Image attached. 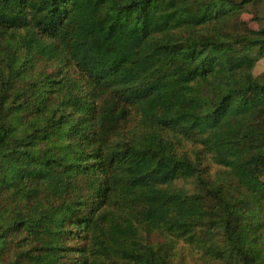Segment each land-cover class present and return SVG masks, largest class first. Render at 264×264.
I'll list each match as a JSON object with an SVG mask.
<instances>
[{
    "label": "trees",
    "instance_id": "trees-1",
    "mask_svg": "<svg viewBox=\"0 0 264 264\" xmlns=\"http://www.w3.org/2000/svg\"><path fill=\"white\" fill-rule=\"evenodd\" d=\"M260 1L0 0V264H264Z\"/></svg>",
    "mask_w": 264,
    "mask_h": 264
},
{
    "label": "rangeland",
    "instance_id": "rangeland-1",
    "mask_svg": "<svg viewBox=\"0 0 264 264\" xmlns=\"http://www.w3.org/2000/svg\"><path fill=\"white\" fill-rule=\"evenodd\" d=\"M258 15V16H256ZM242 19L248 22V24L257 29L260 26V23H264V1H260L256 4L247 6L246 12L242 14ZM256 17H260L261 20H258ZM264 71V59L258 58L256 66L253 70L255 75H258ZM136 124L132 123L127 128H125L124 136L128 137L131 136L129 132V127L134 126ZM259 178H262L260 174H258ZM177 257L180 261L184 262L185 264H195L199 262V256L192 253L185 245L178 244L177 249Z\"/></svg>",
    "mask_w": 264,
    "mask_h": 264
}]
</instances>
